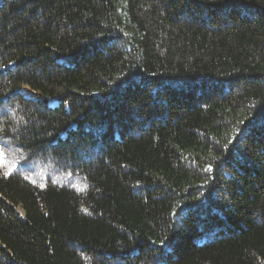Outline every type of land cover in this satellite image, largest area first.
<instances>
[{"label": "trees", "instance_id": "trees-1", "mask_svg": "<svg viewBox=\"0 0 264 264\" xmlns=\"http://www.w3.org/2000/svg\"><path fill=\"white\" fill-rule=\"evenodd\" d=\"M0 152V264H264V0H0Z\"/></svg>", "mask_w": 264, "mask_h": 264}, {"label": "rangeland", "instance_id": "rangeland-1", "mask_svg": "<svg viewBox=\"0 0 264 264\" xmlns=\"http://www.w3.org/2000/svg\"><path fill=\"white\" fill-rule=\"evenodd\" d=\"M21 93L24 94V95H26L25 90H22ZM0 153H1V152H0ZM1 158H2V156H0V160H1Z\"/></svg>", "mask_w": 264, "mask_h": 264}, {"label": "snow or ice", "instance_id": "snow-or-ice-1", "mask_svg": "<svg viewBox=\"0 0 264 264\" xmlns=\"http://www.w3.org/2000/svg\"><path fill=\"white\" fill-rule=\"evenodd\" d=\"M3 154L2 153H0V156H2Z\"/></svg>", "mask_w": 264, "mask_h": 264}]
</instances>
